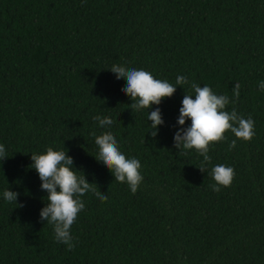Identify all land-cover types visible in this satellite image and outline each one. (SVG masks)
I'll use <instances>...</instances> for the list:
<instances>
[{"label": "trees", "instance_id": "trees-1", "mask_svg": "<svg viewBox=\"0 0 264 264\" xmlns=\"http://www.w3.org/2000/svg\"><path fill=\"white\" fill-rule=\"evenodd\" d=\"M177 76L235 101L254 120L251 141L210 145L211 163L194 149L180 157L174 134L189 85L160 105L164 124L150 133L148 109L109 69ZM264 0H0V264H264ZM240 84V96L233 87ZM193 99L195 96L193 95ZM110 117L100 128L93 117ZM111 131L120 151L141 162L133 194L95 156L96 135ZM68 150L91 192L71 228L75 248L41 221L47 192L30 168L31 153ZM217 164L230 166V187L213 191ZM7 189L17 204L5 201ZM23 205V207H19Z\"/></svg>", "mask_w": 264, "mask_h": 264}, {"label": "clouds", "instance_id": "clouds-1", "mask_svg": "<svg viewBox=\"0 0 264 264\" xmlns=\"http://www.w3.org/2000/svg\"><path fill=\"white\" fill-rule=\"evenodd\" d=\"M116 75L118 80H126L127 84L122 91L133 101L130 109L139 112L148 109V120L151 121V135L156 137L159 126L164 124L161 109H149L153 105H160L165 98L172 97L177 86L189 85L192 94H187L182 100L178 125L184 126L186 121L191 124L187 127H180L174 134V147L179 149L180 157L187 156L189 150H195L203 157L199 169L204 172L205 166L211 163L209 155L210 145L227 140L226 133L231 132L235 139L229 143L228 150L231 151L237 146V140L251 141L255 135L254 120L249 116L247 119L239 115L235 108L226 110L230 103L227 95L216 94L207 85L200 86L195 81L189 82L188 78L179 75L175 85L167 80H160L146 70L128 68L120 64H114L109 69ZM258 87L264 91V81L259 82ZM193 95L195 99H193ZM233 96L238 100L240 96V84L233 87ZM100 128H110L114 121L110 117L97 115L93 117ZM95 137V144L98 146V153L95 156L98 162L103 163L114 175L115 181L126 183L131 192L135 194L143 181L141 174V162L139 159L127 158L118 146V141L111 131L101 135L92 133ZM8 158L6 148L0 144V162ZM32 164L41 183V190L47 192L44 198L46 206L41 209V221H47L53 226L54 239L57 243L67 246L68 251L75 248L71 228L78 214L85 208L81 197L88 193L94 194L102 203L106 202L107 195L97 191L94 183H89L85 175H78L74 167V158L68 155V150H54L47 147L44 153H31ZM210 175L215 183L209 187L220 192L221 187H230L235 170L224 164H217L211 168ZM19 193L7 189L3 192L5 201L17 204ZM23 207V205H19Z\"/></svg>", "mask_w": 264, "mask_h": 264}]
</instances>
